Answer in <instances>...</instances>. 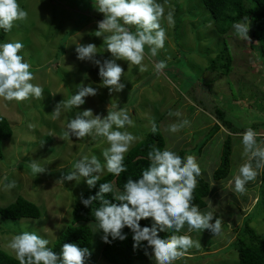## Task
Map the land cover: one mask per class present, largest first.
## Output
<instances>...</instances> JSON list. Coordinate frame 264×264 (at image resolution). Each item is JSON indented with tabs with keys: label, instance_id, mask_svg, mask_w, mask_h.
<instances>
[{
	"label": "rangeland",
	"instance_id": "374dc122",
	"mask_svg": "<svg viewBox=\"0 0 264 264\" xmlns=\"http://www.w3.org/2000/svg\"><path fill=\"white\" fill-rule=\"evenodd\" d=\"M158 2L163 4L165 14L174 13L175 23L171 27L165 18L161 19L167 33L164 49L155 58L146 55L143 64L147 71L142 72L139 66L126 61H117L125 71L121 79L126 87L120 93L109 94L101 85L98 68L91 62L78 60L75 52L77 44L93 43L101 52L97 54L98 59L110 57V53L103 52V37L95 36L97 22L103 19V14L95 9V0H18L19 6L28 12V18L16 21L12 30L4 33L3 42L18 40L24 44L18 54L31 65L32 83L41 85L44 93L42 99L29 98L19 103L0 98V116L7 119L12 131L10 137L0 142V207L21 196L38 206L40 216L0 217V249L8 255L16 258L9 247L16 234L35 231L48 239L52 247L71 223V208L88 186L83 180L79 184L65 182L63 186L56 180L62 172L72 170L82 155L95 154L103 163L101 153L108 144L103 137L69 140L63 135L64 129L76 112L92 109L94 115H106L110 103L127 109L134 121V126L127 130L140 139L129 151L144 139L153 123L165 137V147L178 153L182 148L199 146L208 129L220 123L216 108L236 131L230 133L221 126L200 154L187 153L197 158L201 177L209 184L206 206L201 211H213L222 220V230L215 236L208 230L188 233L185 225L181 233L199 241L200 247L188 249L174 264H238L233 243L244 224L248 223L258 235L264 236L262 171L247 183L243 194L236 192L234 183H230L245 159L239 133L251 127L258 133L257 141H264V64L250 46L255 43L250 38H239L233 28L225 35H218L212 15L201 0ZM248 5L245 2V7ZM219 53L223 54L219 64L230 59L227 73L217 67L206 69ZM152 59L166 60L167 67L161 74L155 73ZM81 85L97 88V94L87 97L86 103L77 109L62 111L61 117L53 120L56 104L71 98ZM177 110L181 112L180 117L169 115ZM184 118L190 125L175 134L167 131L171 123ZM228 136L232 151L229 173L226 178L214 181L212 172L219 164L222 143ZM32 160L44 166L45 172L34 176L29 167ZM105 174L106 171L101 176ZM13 180L15 187L5 191L3 185ZM210 202L213 207H209ZM87 225L92 232L89 248L92 255L86 264H109L101 255L102 232H94L96 222ZM134 264L154 262L148 257Z\"/></svg>",
	"mask_w": 264,
	"mask_h": 264
},
{
	"label": "clouds",
	"instance_id": "9594fccd",
	"mask_svg": "<svg viewBox=\"0 0 264 264\" xmlns=\"http://www.w3.org/2000/svg\"><path fill=\"white\" fill-rule=\"evenodd\" d=\"M95 9L103 14V19L97 22L95 36L103 37V52L110 53V57L98 59L97 54L101 52L95 44L88 43L77 44V59L91 62L98 68L101 85L107 88L109 94L120 93L126 87L121 79L125 71L117 61L123 60L139 66L142 72L147 71L143 64L146 55L155 58L165 47L167 33L161 26V19L165 18L171 27L175 23L174 13L168 11L165 14L164 6L158 0H95ZM27 18L28 12L19 6L18 0H0V30L4 33L10 32L16 21ZM249 27L247 18L232 25L235 34L242 40L249 39ZM23 48L24 44L18 40L0 42V98L6 102L19 103L43 97V87L32 83L34 74L30 70L31 65L23 55L18 54ZM151 62L158 75L167 67L166 60L152 59ZM97 91L91 85L78 86V91L71 98L56 104L52 119H59L62 111L70 112L84 105L86 98L95 96ZM169 115L180 117L181 112L177 110ZM190 123L187 118L178 119L168 126L167 131L178 133ZM133 126L129 111L118 103H110L106 115H94L92 109L76 112L66 123L64 137L69 140L103 137L108 147L101 153L103 163L95 154L82 155L75 161L72 170L62 172L56 182L63 186L65 182L79 184L83 180L92 189L105 171L115 176L126 172L125 154L140 139L127 130ZM151 131H157L155 123ZM257 135L251 127L239 133L245 159L230 183H234V190L241 194L246 192L247 183L255 180L264 170V141L258 142ZM147 159L149 164L139 178H128L123 188L115 191L111 182L99 183L96 194L87 198L81 196L80 203L89 208L93 201H99V207L94 209V232H102L100 239L103 243L127 239L128 234L123 229L128 228L132 233L134 250L143 248L144 254L154 264H174L188 249L200 247V242L189 234L161 237L160 232L172 230L180 233L187 225L188 233L208 230L215 236L221 233L222 220L213 211H201L192 203L197 178L202 174L194 155L181 156L169 147H153ZM29 167L34 176L45 172L44 166L36 160H32ZM14 187V180L3 185L5 191ZM109 193L113 194L112 199L106 198ZM209 207H213L211 202ZM142 219H149L150 224L141 226ZM49 244L48 239L35 231H22L13 237L9 247L15 252L19 264H86L92 255L91 249L77 243H63L59 252Z\"/></svg>",
	"mask_w": 264,
	"mask_h": 264
},
{
	"label": "trees",
	"instance_id": "16d2710c",
	"mask_svg": "<svg viewBox=\"0 0 264 264\" xmlns=\"http://www.w3.org/2000/svg\"><path fill=\"white\" fill-rule=\"evenodd\" d=\"M202 4L207 8L214 21V30L218 35H225L232 28L233 23L247 18L250 27L248 36L255 45L250 46L257 51L259 58L264 64V0H201ZM245 2L249 5L245 7ZM4 40V32L0 30V42ZM227 50V48H226ZM217 55L216 58L210 60L206 69L212 70L216 67L223 69V73L229 70L230 59L221 62L223 54ZM217 119L220 123H214L209 129L207 136L203 138L199 146L186 150L184 148L178 151L181 156L189 154H200L203 146L208 140L221 128L226 127L230 133H234L231 123L224 118L223 112L216 108ZM222 123V124H221ZM157 131L153 133L150 130L146 133L144 139L125 154V164L127 171L119 176L107 173L101 176L95 188L87 189L81 196L87 198L95 195L99 188V183L111 182L114 188L122 189L128 178L137 179L141 172L147 168L149 160L148 153L153 147L164 149L166 140L156 125ZM11 128L5 117L0 116V142L11 136ZM231 139L228 136L222 143L220 153V161L216 169L212 172V179L220 181L228 176L231 155ZM2 154L0 152V158ZM264 177V170H262ZM198 184L193 193L192 203L196 204L200 209L206 206L205 198L209 194V184L201 176L197 178ZM80 196V197H81ZM113 194H106V198L112 199ZM80 197L71 208V223L60 234L57 241L51 247L54 251L59 252L63 243H77L81 247L90 248L92 240V232L87 225L88 222H95L94 209L99 207V201H93L89 208L84 207L80 203ZM40 209L38 206L27 199L18 196L14 202L5 207H0V217L9 219L21 218H38ZM141 226L149 225V219H142ZM127 233V239L120 241L115 240L111 244H103L101 255L109 264H134L136 261H145L148 256L144 254L143 248L133 249L132 233L128 228L123 229ZM183 235L184 233H174L172 230L168 232H160L161 237L170 235ZM237 252L238 264H264V236L258 235L248 223L238 231L233 243ZM150 251V250H149ZM0 264H19L17 258L12 257L0 249Z\"/></svg>",
	"mask_w": 264,
	"mask_h": 264
}]
</instances>
